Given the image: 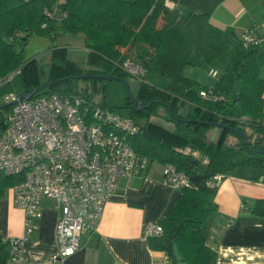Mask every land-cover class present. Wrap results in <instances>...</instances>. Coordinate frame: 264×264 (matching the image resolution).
Wrapping results in <instances>:
<instances>
[{"label": "trees", "instance_id": "1", "mask_svg": "<svg viewBox=\"0 0 264 264\" xmlns=\"http://www.w3.org/2000/svg\"><path fill=\"white\" fill-rule=\"evenodd\" d=\"M175 0H0V76L20 69L23 90H32L44 83L68 78L36 94L59 93L79 95L88 101L107 105L104 80H73L81 74H103L129 80L123 69L126 60L145 69L143 80L137 81L135 97L139 103L150 104L137 110L127 100L131 117L144 118L140 131L129 139L132 148L151 163H170L185 173L192 185L182 189L165 217L160 237L148 239L153 250L165 252L172 264L176 243L182 262L214 264L203 235L204 224L215 211L212 198L216 188L206 185L215 174L264 181V155H249L241 138L219 129L216 141L208 139L212 127L181 122L177 119L222 122L247 134V144L264 151V125L256 120L264 117V43L235 47L229 62L213 87H206L185 75L189 56L195 53L211 64L227 49L222 31L206 14L186 15L169 6ZM66 13L60 21L54 16ZM51 17V18H50ZM58 33L81 34L86 49L84 71L67 58L65 47L52 50L47 64L50 76L45 77L42 64L35 58L25 59L29 38L36 34L51 38ZM213 88L227 97L226 102L211 103L199 92ZM101 95V102L95 97ZM128 99V98H127ZM168 105L169 112L159 104ZM158 107L167 112L173 129L153 122ZM7 109H4L6 111ZM3 110L0 111L1 130ZM163 117V116H162ZM246 117L250 123H240ZM177 118V119H176ZM189 147L199 157L181 150ZM246 154V155H243ZM206 169V171H205ZM19 177L0 173V198ZM251 212L264 216V199L256 200ZM0 236V264H7L8 247Z\"/></svg>", "mask_w": 264, "mask_h": 264}, {"label": "built area", "instance_id": "2", "mask_svg": "<svg viewBox=\"0 0 264 264\" xmlns=\"http://www.w3.org/2000/svg\"><path fill=\"white\" fill-rule=\"evenodd\" d=\"M51 17L60 21L66 13H51ZM240 41L243 47L256 46L264 43V35L246 30ZM123 69L137 81L146 74L145 69L128 60ZM20 71L0 76V87L12 82ZM208 74L219 77L216 69H210ZM18 94L0 92V105L16 101ZM199 95L211 103L228 100L213 88L202 89ZM6 109L0 133V173L19 177L10 190L14 205L23 212L22 235L2 238L8 247L7 264H28L23 244L39 229L45 199L52 200L58 212L54 227L58 251L54 261L71 256L79 250L81 237L96 230L119 178H131L149 168L150 160L137 153L129 142L139 133L140 126L132 117L79 95H34ZM239 121L250 123L246 117ZM256 123L264 125V117ZM181 150L200 156L189 147ZM160 173L161 183L175 191L192 187L188 176L170 163L161 165ZM223 178L215 174L206 185L217 189ZM162 234L159 222L142 228L146 239ZM168 260L165 254L155 264Z\"/></svg>", "mask_w": 264, "mask_h": 264}, {"label": "crops", "instance_id": "3", "mask_svg": "<svg viewBox=\"0 0 264 264\" xmlns=\"http://www.w3.org/2000/svg\"><path fill=\"white\" fill-rule=\"evenodd\" d=\"M169 6L182 15L192 12L209 16L227 41L224 53L229 54L222 63L228 64L243 32L264 35V0H175ZM189 74L192 77L186 76L199 82L193 71ZM260 75L264 77V68ZM160 172L161 165L151 163L140 175L119 178L96 230L81 237L77 252L57 261L54 227L58 212L53 202L45 199L39 229L23 244L28 264H155L166 253L149 246L142 228L164 218L179 194L161 183ZM259 199H264V181L223 178L212 198L215 211L203 229L214 264H264V216L251 212ZM22 233L23 212L14 205L9 188L0 198V236L19 237Z\"/></svg>", "mask_w": 264, "mask_h": 264}, {"label": "rangeland", "instance_id": "4", "mask_svg": "<svg viewBox=\"0 0 264 264\" xmlns=\"http://www.w3.org/2000/svg\"><path fill=\"white\" fill-rule=\"evenodd\" d=\"M65 47L67 49V58L73 62H76L84 71H87L90 67L85 64L86 57V49L84 46V38L81 34H70V33H58L54 37V35L49 37L32 35L25 47L24 50V58L31 59L35 58L42 64V72H44V76H50L51 69L47 64L49 56L53 49ZM228 51L219 56L215 61L211 64L205 63L202 59L198 58L195 53H192L189 56L190 64L187 66V70L185 71V75L190 76L189 73L193 71L194 77L197 76L200 78L199 82L207 85L208 87H213L215 83L218 81L220 75H222L227 62L222 63V59L228 56ZM229 61V60H228ZM204 62V63H203ZM210 69H216L219 72L218 78H212L209 76L208 72ZM192 77V76H190ZM104 83V91L105 99L108 107L112 108L113 111L123 115L130 116L131 108L127 105V93L124 85L119 81H103ZM129 88L131 93L135 96L138 82L129 78L128 80ZM23 90L22 78L20 75H16L12 82L6 83L0 87V92H16L20 93ZM96 101L101 102V95H97L95 97ZM98 104V103H97ZM157 114L152 116V121L160 124L161 126L171 129L172 122L167 121L168 114L163 107H158L156 110ZM3 115H5L6 111H2ZM163 116V117H162ZM4 117V116H3ZM131 117V116H130ZM134 120L138 123L143 124L145 122L144 118L134 116ZM3 126V124H2ZM243 130H248L246 127H241ZM1 124H0V133H1ZM219 137L218 128L212 127L208 133V139L216 141ZM246 155V154H243ZM7 195V191L5 192ZM51 202H53L51 200ZM54 203V202H53Z\"/></svg>", "mask_w": 264, "mask_h": 264}, {"label": "water", "instance_id": "5", "mask_svg": "<svg viewBox=\"0 0 264 264\" xmlns=\"http://www.w3.org/2000/svg\"><path fill=\"white\" fill-rule=\"evenodd\" d=\"M73 80H77V79H81V80H88V79H99V80H104V81H119L121 82L125 89H126V93H127V98L128 101L131 103V106L137 110H141L142 108L148 107L150 104H145V103H139L138 99L131 93L130 88H129V84L128 81L122 77H117V76H112V75H103V74H81V75H75V76H71L70 77ZM68 78H61V79H57L54 80L52 82H48V83H44L32 90H22L19 94H18V99L16 101H13L11 103H7L4 105H0V111L6 109L9 106L18 104L19 102L23 101V100H28L31 97H33L34 95L40 93L41 91L51 87L52 85L59 83L61 81L67 80ZM159 104H161L162 106H164L167 110V112H169V108L168 105L159 101ZM177 119V118H176ZM180 120L181 122H188V123H197V124H201V125H205V126H209V127H214V128H219V129H223V130H227L237 136H239L241 138V144L244 148V150L246 151V153H248L249 155H264V151H260V150H256L254 148H251L248 146L247 144V134L245 131L230 126L228 124H224L222 122H204V121H199V120H185V119H177ZM206 171V169H205ZM172 254L173 257L175 258L176 262L178 264H186L185 262H182L181 256L179 255L178 252V248L176 243L172 244Z\"/></svg>", "mask_w": 264, "mask_h": 264}]
</instances>
